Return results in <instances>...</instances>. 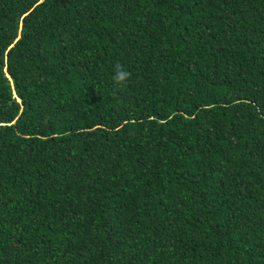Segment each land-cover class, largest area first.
I'll use <instances>...</instances> for the list:
<instances>
[{"label":"trees","instance_id":"obj_1","mask_svg":"<svg viewBox=\"0 0 264 264\" xmlns=\"http://www.w3.org/2000/svg\"><path fill=\"white\" fill-rule=\"evenodd\" d=\"M0 264H264V0H0Z\"/></svg>","mask_w":264,"mask_h":264},{"label":"clouds","instance_id":"obj_2","mask_svg":"<svg viewBox=\"0 0 264 264\" xmlns=\"http://www.w3.org/2000/svg\"><path fill=\"white\" fill-rule=\"evenodd\" d=\"M130 77L131 73L128 72L122 65L117 63L114 66V75L112 77V80L115 86L126 87Z\"/></svg>","mask_w":264,"mask_h":264}]
</instances>
